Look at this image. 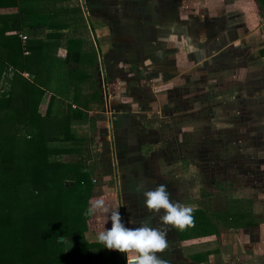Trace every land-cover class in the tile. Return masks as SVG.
<instances>
[{"label":"rangeland","instance_id":"rangeland-1","mask_svg":"<svg viewBox=\"0 0 264 264\" xmlns=\"http://www.w3.org/2000/svg\"><path fill=\"white\" fill-rule=\"evenodd\" d=\"M61 2L76 9L69 13L73 23L66 36L83 37L97 62L92 52L85 53L79 69H74L84 79L79 80V96L77 103L71 101L72 107L90 106L89 122L71 129L86 135L83 151L64 153L61 161L85 164L91 192L99 191L101 163L105 159L110 163L112 153L111 149L108 156L104 153V142L113 147L115 140L121 154L120 146L132 145L137 151L136 146L142 152L139 161H144L139 165L145 164L136 176L149 177L141 184L147 190L166 184L173 202L208 211V230L213 233L216 223L219 241L224 242L228 224L218 221V212L227 208L229 214L235 210L248 214L242 225L254 220L264 225V142L259 138L264 128L259 116L264 58L258 51L264 44V20L258 0H105L101 7H88L81 0ZM44 29L54 28L37 31ZM250 35L256 36L247 45ZM216 37L219 45L232 39L216 50ZM257 61H262L261 67ZM66 62L51 65L67 67ZM248 62L255 65L247 68ZM52 67L48 66L46 87L56 95L62 90V77L69 81L70 76L67 73L66 78L61 67ZM102 71L108 78L105 84ZM8 76H13L11 71ZM9 84L2 78L0 90L2 85L7 90ZM98 89L100 96L94 99ZM62 93L69 97L74 91L70 95L66 88ZM45 112L44 104L38 105V113ZM27 133L24 130L19 137H29ZM95 200L89 195L86 206ZM190 233L186 248L209 246L210 234L193 238L198 236L197 228L181 234Z\"/></svg>","mask_w":264,"mask_h":264},{"label":"trees","instance_id":"trees-1","mask_svg":"<svg viewBox=\"0 0 264 264\" xmlns=\"http://www.w3.org/2000/svg\"><path fill=\"white\" fill-rule=\"evenodd\" d=\"M260 1L264 5V0ZM35 7L32 0H0V10L8 9L0 12V81L3 78L10 83L7 90L3 85L0 90V264H97L101 255L87 254L97 244L83 239L92 182L83 170L85 164L60 159L64 153H81L86 137L70 131L71 123L65 131L56 132L65 121L58 118L63 114L60 105L52 111L53 96L46 101V112L38 113L42 87L49 78L43 48L57 44L61 34L58 30L49 33L53 41L49 35L43 40L29 37L22 45L21 33L31 35L38 25L32 15ZM75 11L71 8L65 13ZM65 22H52L49 28L62 29L73 23ZM64 46L67 60L81 62L82 54L92 52L97 63L93 48L81 50L85 40L78 34L67 36ZM260 53L264 55V47ZM74 69L79 68L67 69L68 76L80 79ZM10 71L13 76L7 77ZM24 71L29 74L26 78L21 74ZM98 92L93 96L99 97ZM72 102L77 103V99ZM86 116L81 109H73L67 119L83 121ZM24 130L29 137L20 138ZM194 210L193 223L183 231L176 230L179 237L192 238V233L181 234L191 228H197V237L218 232L208 230V211L202 207ZM223 211L218 212V221H226L229 227L242 225L248 216L241 210L232 214L228 208Z\"/></svg>","mask_w":264,"mask_h":264},{"label":"crops","instance_id":"crops-1","mask_svg":"<svg viewBox=\"0 0 264 264\" xmlns=\"http://www.w3.org/2000/svg\"><path fill=\"white\" fill-rule=\"evenodd\" d=\"M32 1L36 5L35 9L33 10L34 13H32V15L34 16L35 21H38V25L35 26L36 27L35 35H34L35 37H32V39L34 38V40H37V39L43 40L45 39L46 35H49V33L55 30H58L56 32H59L61 34V37L58 36L56 40V42L58 43L57 44L51 43L50 46L43 48V52L46 54V57L43 62L44 64H47V66L52 67L51 65L52 62L55 63L59 60H63V62L65 63L67 61L66 62L67 67H64L61 65L58 67L55 66L56 68L52 67L55 70H59L58 68L61 67L60 69L64 70L63 72L67 78V72H66L67 69L71 67L79 68L80 63H81L80 61L76 62L74 59L67 60L66 58L67 55H66V49L64 46V41L66 37L69 36L70 34H67L66 36L65 31L66 32L68 31L67 33H70V30H69L70 28L66 27L62 29H51V30L44 29V31L41 33L38 32L37 29L40 31V29L42 30L44 27L51 26L52 22H55V21L59 22V19L61 21H65L66 19L65 23L69 24V22H71L69 13L66 14L65 10L71 9L72 7L67 8V6L64 3L62 2L60 3L61 0H32ZM81 1L82 2L84 1L88 5V7H91V6L94 7V5H98L99 7H101L105 4V0H81ZM63 2H66V1H63ZM138 2L139 1L137 2L133 1L134 4L135 3L138 4ZM258 3H260L261 14H263L262 15L263 17L264 16V5L262 4V1L260 0H258ZM3 10H6V9H3ZM88 10H92V9L90 8ZM43 14H46V17L40 19V17ZM92 28L93 30H96L93 25H92ZM21 35L26 36L27 34L24 33ZM223 36L225 37V35ZM254 36L256 35H250V38H248V41L246 42L247 45L249 44L252 45ZM228 39L229 38H225L224 40L220 42V45H219V38L216 37V40L213 42L214 48L217 46L215 49L218 50L219 48H221V46L225 42L227 41L229 42L232 38L229 40ZM51 40L53 41V39H50V41ZM261 46L259 47L258 51L264 47V44ZM84 48L86 49L87 47H82L81 50H83ZM51 53H53V55H51ZM261 56L262 58H264V55L261 54ZM261 56H259L260 59H261ZM104 63L102 64L104 65ZM255 63H259L260 67L262 65V61H257ZM251 64L255 65L253 62L252 63L248 62L244 66L249 68ZM183 70H184L183 73H185L186 70L185 69ZM261 70L264 71V67L260 68V71H259L260 74L262 73ZM21 74L25 78L29 76V74H27V72L25 71L22 72ZM62 78H63L62 90L60 91V93H57L56 95L52 94L51 91H48L49 89L46 87V85H48L49 83H46L45 87H42V89L44 90V93L42 94L39 105L44 104V106L47 107L46 101H48V99H50V97L53 96L52 97L53 100L51 104L52 111L53 110L55 111L56 106L60 105V107L62 108L63 114H61V116L58 118L61 120L63 119L65 121V124L71 123L69 125V129L70 131L75 132L74 130H71V129H73L75 126H83L89 122V121L86 122L88 116H86L83 121L77 120L78 121L77 123H73L71 121V118L67 119L68 116H70V113L72 112L73 109H81L83 112H86V115L90 113V108H89L90 106H84V107L77 106L76 108V105H75V108H74L72 107V104L74 102L73 103L71 102L74 98L79 96L78 91L82 84V82H79V80H83L84 78L81 77L80 79L75 80L74 78L70 77L69 81H67L65 77H62ZM101 78L104 79V84L106 83L105 81L108 80L106 74H104L103 71L101 72ZM78 82L80 83V85H78ZM261 83H262L263 88L261 91H259L260 93L259 100L263 101V107L259 109V116H260L261 122L264 124V120H262L264 119V75L261 78ZM65 84H66V87H65ZM63 88L64 89L68 88L69 94L72 93V90H73L74 94L72 95L70 94L71 96L69 97L67 94L63 95L62 93L64 90ZM56 89H58V87ZM80 93L81 94L83 93L82 90ZM93 98L95 99L96 97L93 96ZM82 101L88 104V101L86 98H83ZM53 113H51V116ZM135 129L136 128H131L130 131H135ZM117 130L121 131L120 127ZM262 132L263 133L259 138H261V142H264V128ZM113 135L115 134L113 133ZM79 136L86 137L85 134H79ZM137 137L139 136L136 135L135 138ZM103 145H104L103 148L105 150L104 153L107 156L109 153L108 152L109 149H111V152H112L110 154L111 162L110 163L108 162L109 163L108 164L107 159H105V162L101 163L100 167H101V171L103 175H100L98 178L99 180L98 183L101 185V187L99 188V191H92L90 195L91 197H96V199H102L105 202V207L108 210H112V209H115L116 207H119V212L122 216L123 223L127 227H131V228L138 227L142 220H145L151 215L145 210L143 206L144 197L142 193H137L135 191V189L139 185V182L141 184V181H143L144 179L148 180L149 178L147 175H144V173L142 174V178L140 179H138V177L136 176L137 173H139V170L141 171L140 168H145L144 163L143 165H139L141 162H144V161H139L140 155H142L140 153L142 152L140 151L138 152V148L136 146L135 148L137 149V151H134V148H132V145H130V147L128 148H126V146L123 145V146H120L124 149V153H122L123 154L122 155L119 150V145L117 146V142L115 140H114L113 147L109 146L110 141L109 142L105 141ZM110 172H112L111 175H110ZM146 173L148 174V172ZM109 185L111 186L108 188L110 190H107L106 186H109ZM144 189L147 190V188L145 187ZM87 209H88V206H87ZM107 218H108L107 214H105L103 210H99L95 213L88 214L86 216V228H85V231L83 232V239L88 244H97L96 248H93L91 250L88 249L87 254L96 253V254L101 255V257L98 256L97 258V261H98L97 264H127L126 254L120 253L116 250H109L105 248L102 244L97 242V239H96L97 233L101 230H104L105 227L106 228L111 227L110 220L107 223H105ZM157 219H158V216L152 219L151 221L152 226L158 225ZM215 225H216L215 230H218L219 227L217 226L216 223ZM226 227H228V230L226 232V235L223 238L224 242H221L218 240L217 237H219L221 240L220 234L213 233V235L208 236L210 237L209 246H201L199 244L197 246L195 245L191 246L190 249L188 247L187 248L185 247V240L187 241V239H182L181 237H179L176 230H170L168 232V237H167L169 241V248L164 253H161L160 255L162 256V258L166 259L169 262V264H264V225H261V222H258L257 224V220H254V222L250 221L247 224H243V225L236 224L231 227L229 226H226ZM232 229H235V231H233ZM228 233H230V235H228ZM193 238L199 239V237H193Z\"/></svg>","mask_w":264,"mask_h":264},{"label":"clouds","instance_id":"clouds-1","mask_svg":"<svg viewBox=\"0 0 264 264\" xmlns=\"http://www.w3.org/2000/svg\"><path fill=\"white\" fill-rule=\"evenodd\" d=\"M142 193L143 206L151 215L142 220L138 227H127L119 212V207L108 210L102 199L90 203L86 214L103 210L107 214V223L111 227L97 233V242L109 250L126 254L127 264H169L160 255L169 248L168 232L183 231L193 223L194 208L173 202L166 184H159L154 189L145 190L143 184L135 189ZM110 213V215H109ZM162 213V214H161ZM158 216V225L152 226L151 221Z\"/></svg>","mask_w":264,"mask_h":264},{"label":"built area","instance_id":"built-area-1","mask_svg":"<svg viewBox=\"0 0 264 264\" xmlns=\"http://www.w3.org/2000/svg\"><path fill=\"white\" fill-rule=\"evenodd\" d=\"M262 19L264 20V16L262 17ZM21 41H22V44L24 45V44L26 43V36H24V35H21ZM24 53H25V54H27V53H28V51H27V50H25V51H24Z\"/></svg>","mask_w":264,"mask_h":264},{"label":"water","instance_id":"water-1","mask_svg":"<svg viewBox=\"0 0 264 264\" xmlns=\"http://www.w3.org/2000/svg\"><path fill=\"white\" fill-rule=\"evenodd\" d=\"M101 74V73H100ZM63 238H61V240H62Z\"/></svg>","mask_w":264,"mask_h":264}]
</instances>
